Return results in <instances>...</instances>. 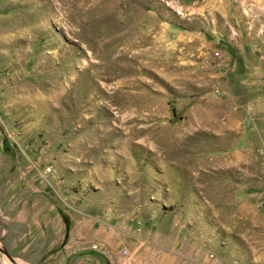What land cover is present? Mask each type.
<instances>
[{
    "label": "rangeland",
    "instance_id": "374dc122",
    "mask_svg": "<svg viewBox=\"0 0 264 264\" xmlns=\"http://www.w3.org/2000/svg\"><path fill=\"white\" fill-rule=\"evenodd\" d=\"M129 258L264 264V0H0V264Z\"/></svg>",
    "mask_w": 264,
    "mask_h": 264
},
{
    "label": "built area",
    "instance_id": "2783aa9c",
    "mask_svg": "<svg viewBox=\"0 0 264 264\" xmlns=\"http://www.w3.org/2000/svg\"><path fill=\"white\" fill-rule=\"evenodd\" d=\"M91 248H92L93 250L101 251L102 253H105V254H110L109 251H107V250H102V249L99 247V243H97V242H93V243L91 244ZM127 256H128V251L125 250V249L121 250V252H120V258H124V257H127ZM120 264H126V263H125L124 261H122Z\"/></svg>",
    "mask_w": 264,
    "mask_h": 264
},
{
    "label": "crops",
    "instance_id": "0c3cea01",
    "mask_svg": "<svg viewBox=\"0 0 264 264\" xmlns=\"http://www.w3.org/2000/svg\"><path fill=\"white\" fill-rule=\"evenodd\" d=\"M135 260H136V259H135ZM131 261H133V260H131ZM131 261H130V258H129V264H132ZM126 262H127V261H126ZM127 263H128V262H127ZM59 264H68V262H67V260H64L63 262H60ZM70 264H72V262H71ZM136 264H140V260H139V261L137 260Z\"/></svg>",
    "mask_w": 264,
    "mask_h": 264
},
{
    "label": "water",
    "instance_id": "95a60500",
    "mask_svg": "<svg viewBox=\"0 0 264 264\" xmlns=\"http://www.w3.org/2000/svg\"><path fill=\"white\" fill-rule=\"evenodd\" d=\"M4 253L8 254L6 250H4Z\"/></svg>",
    "mask_w": 264,
    "mask_h": 264
}]
</instances>
